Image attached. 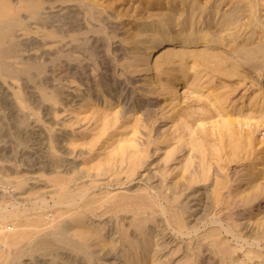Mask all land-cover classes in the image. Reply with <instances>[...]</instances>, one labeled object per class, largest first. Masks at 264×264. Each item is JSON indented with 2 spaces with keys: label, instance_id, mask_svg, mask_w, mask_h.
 Segmentation results:
<instances>
[{
  "label": "bare ground",
  "instance_id": "bare-ground-1",
  "mask_svg": "<svg viewBox=\"0 0 264 264\" xmlns=\"http://www.w3.org/2000/svg\"><path fill=\"white\" fill-rule=\"evenodd\" d=\"M76 1L80 5L85 4L83 7L86 9L82 11L87 23L95 13L96 21L102 20L103 12L114 11V16L119 20L124 16L117 9L118 0ZM157 3L165 6V9L160 7L149 12L146 10L147 14L143 15L142 10L147 9L145 6V9L137 7L134 15L132 12L128 13L130 17L133 16L132 21L135 23L120 22L125 34L120 42L128 48L130 54L125 67L130 72L151 71L144 76L145 92L163 98L160 106L153 110V118L156 119L157 112L164 118L163 115L168 112L164 109L169 107L171 111L166 115L170 121H177L175 128L162 138L159 131L154 136L155 119L150 118L151 111L146 105L141 109L142 118L140 115L134 116L133 122L128 123L130 118L127 117L123 129L124 132L129 129L133 134L140 132V129H147V144L139 147L132 137H123L115 145L111 143L102 159L87 170L96 169L97 176L108 172V176L113 178L105 184L109 185L111 181L118 183L119 174L128 179L148 163L146 150L150 145L158 142L168 145L171 141L175 144L166 151L164 161H168L178 151H188L184 164L178 171L168 173V176L163 174L164 185L149 183L147 187H138L133 193H113L106 189L99 196L90 192L91 187L96 185L92 180L90 182L94 185L84 181L76 184L80 178L89 176L81 170H70L68 166L63 169V177L57 174L53 175L56 177L54 179L51 175V179H54L52 185L58 187L60 192L58 199H55L56 203L63 205L59 213L55 210L60 220L45 222L42 218H47V212L26 213V209L19 210L14 204L10 209L4 207L2 210L0 207V244L15 247L13 260L23 255L34 257L33 254L37 252L53 256L51 252H54V255L63 256L67 262L69 260L83 264V259H88L91 263L93 261L90 258L94 257L89 251L91 246H99L101 250L105 246L110 250L117 249L115 238L109 241L102 234L105 226L107 230H113L115 224L108 222V217H115L123 220V223L117 222L119 225L115 226V232L119 233L121 240L127 235L123 227L125 223L143 227L141 235L146 238L144 244L136 239V243H131L130 250L123 247L120 249L124 264H157L159 259L156 251L159 246L154 243V237L164 238L168 229L179 235H188L207 224L212 226L201 234V243L191 247L190 237L184 251L189 256L185 264H199L203 246H209L210 251L218 257L219 264H264V209L255 213L252 218L248 217V222L251 223L249 229L245 225L241 226L235 216V209L248 210L264 198V135L259 137L256 128L243 118L233 117L232 113V109L237 112L250 109L258 114L255 121L257 125H264L263 94L257 93L248 98L247 103L241 102V105H238V100L233 99L246 78L255 85H259V79L264 78V9L260 10L261 5L255 0H159ZM53 4L55 2L51 0H0L1 72L16 77L20 73L27 75L26 72L31 68L29 61L24 63L20 59L19 63L21 61L23 66L15 68L12 65L13 70H7L8 57L14 54L15 32L18 28L25 27L27 18L40 19L49 25L63 20V26L55 25L53 31L63 33L62 40L66 41L63 46L67 47L65 50L79 51L82 44L86 43L84 47L89 46L93 52L94 56H91L94 57V63L102 65L104 73L109 75V62L103 53L104 37L99 34L104 29L90 28L92 35L86 36L87 32L81 31L83 17H79V13L75 14V10L71 8H64L63 13L45 12L49 7V10L52 9ZM93 32L96 33L93 35ZM114 33L111 38L117 37ZM82 35L84 43L80 41L83 39ZM39 41L26 39L21 41V46L28 51ZM87 51L91 53L90 50ZM58 65L59 72L63 71V77L81 76L78 67L69 60L66 62L63 58V64ZM103 79H106L105 76ZM101 87L105 91L109 89L107 85L104 87L101 84ZM23 89L25 101L35 100L29 89L24 86ZM7 104L9 100L0 84V105ZM121 110L125 113L129 109L122 107ZM108 113L106 111L103 116ZM152 132L154 133L150 135ZM195 157L198 158L197 165L194 164ZM126 161V166H122ZM233 165L235 170L231 171ZM213 166H216V170H212ZM238 167L242 170L237 169ZM148 181L155 182L154 179ZM72 182L76 185L69 193ZM208 183L211 188L207 190ZM198 201H202L201 207L198 206ZM125 214H130V221H124L122 217ZM162 215L165 223L158 222L149 226V223L157 222V216ZM105 216L108 219L105 220ZM7 219H11V222L13 220V231L4 229L6 226L3 223ZM100 219L104 222L103 226L99 224ZM150 235L154 237L148 239ZM197 235L198 233L196 237ZM228 235L235 238L237 244L230 245ZM153 246H157V249H153ZM131 250L132 253H129ZM236 251L242 253V259L235 258ZM33 262L31 259L26 264H34Z\"/></svg>",
  "mask_w": 264,
  "mask_h": 264
},
{
  "label": "rangeland",
  "instance_id": "rangeland-1",
  "mask_svg": "<svg viewBox=\"0 0 264 264\" xmlns=\"http://www.w3.org/2000/svg\"><path fill=\"white\" fill-rule=\"evenodd\" d=\"M51 1L53 3L55 2V4H53L54 7L50 10V7L47 8L45 12L51 11L55 13L58 11L59 13H63L64 8L75 10V14L79 13L77 15L83 17V30L81 29V31H86V36L92 35L90 28L97 29L98 27V29H104L102 32L99 31V34H103L102 37H104L103 41L105 43L103 53L109 62V70L107 71L109 75L104 73L105 69H102V65L100 66L98 63H94V57L91 56L93 52L89 46L86 45L84 47V44H86L84 43V35H82L83 41L80 40L84 43L82 44L83 47H81V50H69V52L65 50L67 47L63 46L64 42H66L62 40L63 33L53 31L55 25L59 27L63 26V20L62 22L54 21L52 22L53 24L51 23V25H49L40 21V19H37L39 21L36 19H29V21L26 18L25 27L18 28L15 32V40L17 41L13 40L15 42L14 54L12 57H8L9 59L7 58L9 61L6 59L8 65H6L7 70L10 69L11 71L14 67L23 66L21 65V61H25L24 63H28L29 61L31 63V68L26 72L27 75L20 73L16 77L3 74L0 70L1 89H3L9 100V104L6 106L0 105V207L1 209H4V207L10 209V207H12L11 205L14 204L13 206L15 207L16 205L19 210L26 209V213L34 214L35 212L36 214V212H38V214H40L42 212H47L46 215L48 219L46 216L44 217L46 220L42 218L45 222L51 221V219H54V221L60 220V216L55 210H58L59 213V210L63 209V205L61 204V206H59V203H56L57 200L55 199H58L60 192L58 187L52 184L57 174V176L60 175L63 177V172L65 173L63 169L68 168V166L70 170H81L83 174L89 175L88 177L85 176L77 180L76 184L82 183L83 181L91 185H94L93 182L96 183V185L92 186L93 188L91 187L90 189L92 195L95 194V196H99L100 193L106 189L113 193H133L138 187H147L149 183L153 185H164L165 182L162 180L163 176H168V173L171 171H173V173L178 171L184 164L185 156L188 152L178 151L176 155L165 162L164 157L166 151L170 149L175 142L171 141L168 145H164L160 142L152 144L146 150V153H148V163H145L134 175L128 177V179H126L127 177L123 176V174H119L120 181L118 183L111 181L109 185L105 183L109 182L113 177H109L108 172L104 175L97 176L95 175L98 173L96 169L87 170L88 167L93 166L100 158L102 159L107 153L111 143L115 145L117 141L123 137H132L134 141L138 142L139 147H144L147 144V129H140V132L135 134L129 129L127 132H124L123 127L125 123H127L126 118L129 117L130 122L128 123H132L134 116H139L141 109L147 105L152 115L150 118L154 120L153 110L160 106L163 102V98L162 96L156 94L149 95L145 92L146 89L143 84L145 79L144 76L150 74L151 71L130 72V69L125 67L130 54L128 53V48L120 42V38L125 35L124 28L120 22L124 21L127 24V22L130 21L134 24L135 22L132 21L133 16L130 17L128 13L131 14L132 12L134 15V11L137 7H144L145 9L146 6L147 9L142 10V14L144 15L147 14L146 10L149 12L159 9L160 7L161 9L162 7L165 9V6L158 4L157 2L159 0H151V2H148V0H118L117 9L124 14L122 19L119 20L116 18L114 16L115 14H113L114 11H111L109 13L103 12L101 16L102 20L98 21H96L95 16L97 15H95V13V16L93 15V17L89 18L87 23L84 21V11H82L86 9L83 7L85 4L80 5L79 1L76 0L68 2L65 0ZM255 1H258L259 5H261L259 6L260 10L264 9V0ZM128 9L129 12H127ZM43 12L42 16L44 15ZM125 12L129 17H126ZM262 13L264 14V12ZM47 33H50L49 36H46ZM94 33L96 32H93V35ZM113 33L117 34V37L111 38ZM26 39H37L40 41L27 51L26 48L21 46V41ZM70 43L74 44L73 42ZM87 50H90L91 53ZM29 57L31 58L28 59ZM63 58L66 62L69 60L73 65L77 66L81 76L70 75L64 76V78L63 71L59 72L60 69H58V64H63ZM20 59L21 61L19 63ZM13 61L16 63L14 64ZM104 76L106 79H103ZM43 79L45 83L42 82ZM259 81V85L253 84L248 78L243 81V84L235 92V96L233 97V99L239 101L238 105H241V102H244V104L247 103L248 98L255 96L257 93L264 95V78H260ZM101 84H103L104 87L107 85L109 89L105 91L101 87ZM23 86L29 89V92L33 94L36 102L35 100L32 101V99L31 102L25 101L22 96L25 92ZM18 93L20 94L18 95ZM122 107H127V109H129L128 112L123 113L121 110ZM106 111L109 112L108 115L103 116ZM164 111H168L166 112V114H168L171 110L169 107H165ZM232 113H234L233 117L236 116L237 118H243L248 121L249 125L257 129V135L263 137L264 125L261 124L258 126L257 122H255L258 118V114L252 112L250 109H245L243 112H237L232 109ZM166 114L163 115L164 118L161 117L159 112L155 114L154 136L158 135L159 131L160 138H162L165 134L174 130V124L177 121H170ZM214 118L217 119V117ZM147 124H149V122H147ZM244 126L247 127L246 124H244ZM153 133L154 132L150 133V135ZM64 163H67L65 167L63 166ZM126 164L127 161L123 163L122 166L125 167ZM194 164H198L197 157L194 159ZM106 167L107 166H105V168ZM213 167L212 170H216V166ZM240 168L241 167H238L237 169L242 170ZM230 170H235L234 165ZM51 175L55 178L51 179ZM148 179H154L155 182L148 181ZM90 180L93 182L91 183ZM209 183L207 184V190L211 188ZM76 184H72V186L74 185L73 188L70 186L69 193L72 192L71 190L74 189ZM54 202L58 206H56ZM43 203H46V205ZM37 206H39L40 209ZM198 206H202V201L201 203L198 201ZM41 207H44V209ZM262 209H264V198L248 210L243 211L242 208L235 209V216L238 218L237 222L240 223L241 226H247V229L251 228L248 217L252 218L255 213ZM124 216L125 217L122 218L125 219V222L131 220L130 214H125ZM107 217L108 216H105L104 219L106 220L109 218L110 221L108 222L115 225L112 231L107 230V226H105L102 234L105 236V239L109 241L115 238L114 241H117V244L115 242L114 244L117 249L110 250L109 247L105 246L106 249L103 248V250L105 249L103 251L99 246H91V250L89 251H91L93 253L92 256H94L92 257L94 259L90 258V260L93 261L91 263L124 264V256L120 255V249L123 247V249L130 250L131 243H136V239H138L140 244H144L146 238L141 235L143 227L125 223L123 227H125L126 230L124 229V231H127V235L125 239L121 240L119 233L115 232V226L118 223H123V220H119L114 216V218ZM114 219L116 220L114 221ZM156 219L157 222L149 223V226H154L158 222L162 224L165 220L163 215L157 216ZM9 220L11 219L4 221L5 223L3 224L6 226L4 229L6 231H13V229H15L13 225L14 222L12 220V223ZM102 220L100 219L101 223L99 222V224L103 226L104 220ZM211 226V224H207L204 227H200L197 231L190 232L188 235H179L172 231H168L169 229L166 230L164 238L150 235L148 239L154 237V243L159 246V250L156 251V257L159 259L157 264H183L189 257L187 254H184V251L187 248L190 237L192 238L191 247L201 243V234L204 231H208ZM40 227H43V225L39 226V228ZM196 233H198L197 237ZM151 234H153V232H151ZM228 238L230 245L233 246L237 244L235 238L230 235H228ZM162 246L163 249H161ZM262 246L263 244H261V247ZM153 249L156 250L157 246H153ZM14 251H16L15 247H8L0 244V264H26L31 261V259L32 262L34 261V264L78 263L77 261L72 263L73 261L70 262L69 260L67 262L63 259V256L54 255V252H51L53 256L50 253H48V256H45L43 253V257L37 254L40 252H37L33 254L35 258L23 255L22 257L19 256V259L15 258V260H13L15 255ZM105 252H107V255H104ZM129 253H132V250L129 251ZM234 255L235 258H243L240 251L234 252ZM82 262L83 264H91L88 262V259H83ZM198 263L219 264V259L210 251L209 246H203L201 249V262Z\"/></svg>",
  "mask_w": 264,
  "mask_h": 264
}]
</instances>
